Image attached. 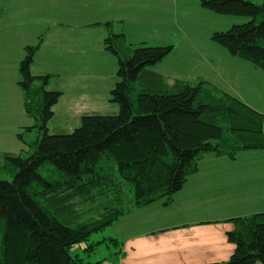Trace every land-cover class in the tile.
I'll return each instance as SVG.
<instances>
[{"label": "trees", "instance_id": "16d2710c", "mask_svg": "<svg viewBox=\"0 0 264 264\" xmlns=\"http://www.w3.org/2000/svg\"><path fill=\"white\" fill-rule=\"evenodd\" d=\"M200 1L218 15L250 19L211 39L264 72V2ZM124 39L114 35L104 41L118 60L111 101L119 113L85 116L73 133L59 136L49 135L48 124L62 93L47 90L50 76L36 77L30 70L43 40L26 48L19 86L35 125L17 137L32 154H5L0 167L12 176L0 179V264H104L85 263L71 252L137 209L156 202L170 206L205 156L236 161L242 152L264 151L263 114L205 81L149 91L151 80L156 86L163 78L148 68L174 46L131 50ZM34 130L40 137L31 145L24 135ZM229 222L235 230L227 237L236 249L222 264H264V214Z\"/></svg>", "mask_w": 264, "mask_h": 264}, {"label": "rangeland", "instance_id": "374dc122", "mask_svg": "<svg viewBox=\"0 0 264 264\" xmlns=\"http://www.w3.org/2000/svg\"><path fill=\"white\" fill-rule=\"evenodd\" d=\"M247 1L259 5L264 2ZM0 11V96L9 103L0 104V167L5 154H32V148L17 137L35 125L24 109L26 97L19 86V69L26 48L37 46L41 39L43 44L35 55L31 74L50 75V87L63 93L48 124L50 136L73 133L85 116L119 113V106L111 101V92L119 82L118 60L104 45L114 35H124V46L131 50L174 46L169 56L148 68L150 74L163 78V84L158 81L156 86L151 80L149 91L173 89L178 82L205 81L222 92L243 97L247 106L264 114V72L232 57L211 39L214 33L247 23L248 18L218 15L204 9L200 0H0ZM108 23L110 28L106 27ZM15 130L17 135L12 132ZM39 137L36 130L24 135L31 145ZM48 167L41 170L44 176ZM0 179L11 181L12 176L0 168ZM181 203L182 199L168 208L156 202L137 209L115 229L95 233L88 242L74 247L71 254H78L85 263H97L115 249L113 242L105 241L106 234L127 240L166 229L173 222L182 226L185 218ZM94 244V251L85 252Z\"/></svg>", "mask_w": 264, "mask_h": 264}, {"label": "crops", "instance_id": "0c3cea01", "mask_svg": "<svg viewBox=\"0 0 264 264\" xmlns=\"http://www.w3.org/2000/svg\"><path fill=\"white\" fill-rule=\"evenodd\" d=\"M47 88L55 91L49 83ZM56 92L62 93L59 90ZM236 97L246 103L243 97ZM2 103L4 106L9 104L1 97ZM12 132L18 133L16 130ZM240 161L243 164H238ZM180 199L185 218L182 226L173 222L166 229L152 230L141 238L135 235L127 240L106 234L105 240L116 239L122 245H115L111 255L103 259L104 264L228 262L236 249L227 237L229 232L235 230V225L229 221L264 214V151L242 152L236 161L205 156L199 172L189 178L183 190L175 196L174 202L167 207L178 205ZM127 218L123 217L108 229H115Z\"/></svg>", "mask_w": 264, "mask_h": 264}]
</instances>
